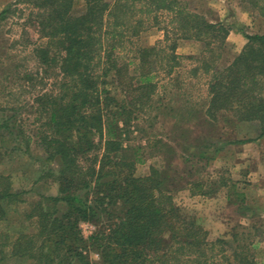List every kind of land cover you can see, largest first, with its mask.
I'll list each match as a JSON object with an SVG mask.
<instances>
[{
  "label": "trees",
  "instance_id": "1",
  "mask_svg": "<svg viewBox=\"0 0 264 264\" xmlns=\"http://www.w3.org/2000/svg\"><path fill=\"white\" fill-rule=\"evenodd\" d=\"M248 1L264 16V8L257 1ZM27 2L38 8L34 11L35 22L40 36L47 38L41 50L43 55L53 47L65 51L59 66L65 75L61 83L63 90L35 97L36 118L41 119L39 145L47 154L43 161L59 163L56 169L45 165L36 181L50 176L57 181L58 194L40 195L32 202L24 217L34 222V228L18 231L13 240L6 239L0 246H8L16 258L32 257L38 264H90L79 250L86 247L87 240L99 254V264H185L189 259L196 264H216V254L207 255L206 251L225 240H208L207 231L183 216L172 203L167 189L173 178L170 163L152 166L148 174L137 176L135 165L144 160L139 153L141 146L122 147L121 134L130 130L131 120L152 107L157 76L155 47L137 50L140 69L136 73H130L127 66L126 72H122L113 58L119 41L106 40L117 29L123 35L120 28L130 25L132 14L123 13L131 7L129 0H85L80 12L74 11V0ZM131 2L133 6L147 5L155 11L170 10L180 28L197 30L196 38L201 39L200 33L208 30L212 41H217L222 32L223 43L229 32L222 23L209 22L185 9L180 0ZM8 10L2 9L0 18ZM122 13L126 16L124 20L119 19ZM139 24L131 27V35L139 33ZM246 38V44L234 60L213 72L207 111L212 110V115L221 114L228 106L234 109L235 105L243 104L239 114L232 110L236 120L260 119L264 123V97L257 92L259 88L262 90L259 76H264V33L249 34ZM212 41L205 43L209 45ZM205 65L208 68L210 63ZM116 84L122 89L120 99L114 95ZM236 95L240 96L239 101ZM15 114L6 116L0 128L16 126V119H12ZM96 133L103 138L102 143L96 139ZM261 136H264V125L257 138ZM25 140L20 142L24 144L23 151L28 152L31 135H26ZM250 140L227 139L224 145ZM98 143L104 148L101 156L87 155ZM205 152L192 151L191 156L203 158ZM94 181L92 188L90 184ZM194 183L202 186V181ZM0 185V220H3L10 207L18 206L25 199L12 188L9 175L0 173ZM198 192L207 194L203 189ZM65 205L67 210L63 212L61 206ZM104 210L106 222L85 240L78 228L79 220L94 219Z\"/></svg>",
  "mask_w": 264,
  "mask_h": 264
},
{
  "label": "rangeland",
  "instance_id": "2",
  "mask_svg": "<svg viewBox=\"0 0 264 264\" xmlns=\"http://www.w3.org/2000/svg\"><path fill=\"white\" fill-rule=\"evenodd\" d=\"M8 1L0 3V10L9 9L0 18V123L14 112L12 119L17 123L11 128H0V173L9 175L12 188L21 192L25 200L10 207L7 217L0 220V243L13 240L20 230L34 228V222L25 220L24 214L40 195L58 194L57 181L50 176L36 181L45 165L56 169L59 163L43 161L47 154L39 145L41 119H37L35 97L62 91L61 83L65 78L59 67L65 51L53 47L45 54L47 59L41 51L47 38L40 36L35 22L34 11L38 8L27 2L32 0ZM255 1L264 8V0ZM180 2L185 9L207 21L222 23L229 32L223 43L222 32L217 41H212L208 30L200 33L201 39L196 38L197 30L180 28L170 10L155 11L142 4L133 6L129 0L131 7L125 8L123 13L132 14L130 25L119 27L123 28V35L117 29L113 37L106 38L109 42L119 41L113 53L116 57H112L117 59L122 72H126L127 66L130 73H136L140 69L137 50L155 47L153 59L157 76L152 107L131 120L130 130L122 131V147L141 146L139 153L144 160L135 165L137 176L148 174L152 166L170 163L173 178L167 189L172 203L183 216L207 231L208 240H225L215 244L213 249L207 247V255L216 254V264H264V139L255 141L264 123L260 119L236 120L232 110L239 114L243 104L235 105L234 109L228 106L229 109L219 115L207 111L213 72L234 60L246 44L247 35L264 33V16L259 15L248 0ZM84 3L85 0H74V11H82ZM123 13L119 19H126ZM138 20L140 24L136 23ZM138 24L139 33L131 35V27ZM209 40L212 42L208 45L205 42ZM205 63L210 66L206 68ZM259 77L262 90L259 88L257 92L264 97V76ZM116 86L114 95L120 99L122 89ZM226 88L225 85V95ZM236 97L239 101L240 96ZM26 135H31L28 152L23 151L24 144L20 142L26 141ZM96 139L103 142L98 133ZM227 139L251 140L234 147L224 145ZM101 143L87 155L98 153L101 156L104 149ZM200 149L206 151L205 157L191 156L192 151L196 153ZM195 180L202 181V186H197ZM90 185L93 188L95 181ZM201 189L207 194L199 193ZM61 208L65 212L67 205ZM102 212L94 219L79 220L78 228L85 240L106 222V211ZM86 243V247L79 248L82 255L90 264H99L96 249L90 245V240ZM9 249L0 246V264H38L32 257L12 256ZM185 264L196 263L189 259Z\"/></svg>",
  "mask_w": 264,
  "mask_h": 264
},
{
  "label": "crops",
  "instance_id": "3",
  "mask_svg": "<svg viewBox=\"0 0 264 264\" xmlns=\"http://www.w3.org/2000/svg\"><path fill=\"white\" fill-rule=\"evenodd\" d=\"M4 1L7 2L8 0H0V3L4 2ZM14 1L16 2V1H19V0H14ZM8 2H9V1H8ZM0 11H1V10H0ZM242 39H243V38H242ZM243 42H244V41H243ZM244 43H245V42H244ZM263 139H264V136H261V137H259V139L255 140V141H257V142H258V141L261 142ZM228 145H232V146L236 147L237 144H228ZM258 154H259V153H258ZM260 155H261V154H260ZM244 195H245V193H244Z\"/></svg>",
  "mask_w": 264,
  "mask_h": 264
}]
</instances>
